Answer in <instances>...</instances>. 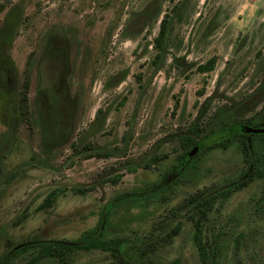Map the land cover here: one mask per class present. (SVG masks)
I'll return each instance as SVG.
<instances>
[{
  "label": "rangeland",
  "instance_id": "1",
  "mask_svg": "<svg viewBox=\"0 0 264 264\" xmlns=\"http://www.w3.org/2000/svg\"><path fill=\"white\" fill-rule=\"evenodd\" d=\"M147 1L0 0L5 3L0 22L11 5L21 8L7 48L14 74L5 85L13 101L16 84L29 70V104L38 98L47 106L51 126L47 124L45 132L53 137L47 141L51 148L44 150L29 118L13 124L15 132L0 161V253L23 239L78 237L99 223L102 207L114 195L143 189L144 196L114 207L108 235L141 234L165 218L166 227L178 223L179 229L155 250L158 264H199L188 212L166 213L188 192L236 178L245 166L237 142L206 147L197 173L181 175L162 194L149 187L158 184L176 154L177 140L167 135L185 127L198 110L208 113L227 103L248 115L263 106L264 0H157L158 15L140 29L127 27L131 13ZM179 1L165 62L153 70L152 41L159 20ZM47 34L54 49L66 48L67 63L57 77L60 58L51 51L43 67L46 78L41 75L44 88L39 90L37 70L29 61L41 54ZM173 54L184 57L182 64L172 61ZM212 56L210 69H197ZM118 71L125 76L106 83ZM60 80L67 99L74 101L69 110L61 95L51 106ZM4 129L0 121V133ZM86 143L98 153L86 154ZM149 153L160 157L147 165L143 162ZM124 159L138 164L129 169L120 165ZM52 189L57 191L52 202L39 206ZM212 231L219 239L238 238L218 264H264V178L256 176L225 199L218 198L201 238ZM31 253L30 247L8 264H25ZM68 256L61 264H107L112 257L101 248L78 249ZM38 264L59 263L43 257Z\"/></svg>",
  "mask_w": 264,
  "mask_h": 264
},
{
  "label": "trees",
  "instance_id": "2",
  "mask_svg": "<svg viewBox=\"0 0 264 264\" xmlns=\"http://www.w3.org/2000/svg\"><path fill=\"white\" fill-rule=\"evenodd\" d=\"M183 1L174 2L168 10L163 12L159 20V28L153 37L152 44L156 51L152 57L154 65L153 70L163 66L167 54V42L173 30V22ZM5 3L0 2V11L4 8ZM159 6L157 0H148L143 7L131 13L128 20V25L131 28L140 29L154 16L159 14ZM21 8L14 4L9 7L6 15L0 22V121L4 124L5 129L0 133V161L4 156L2 151L5 144L11 139L15 129L13 124L16 121L30 119L37 129L38 142L45 149H50L51 146L47 141L52 140V136L48 135L46 126L48 120L45 117L47 106L37 98L29 104L28 84L29 70L25 69L21 80L16 84V98L11 100V92L8 88L9 75L12 76L15 67L13 60L8 54L7 48L11 44L15 35L19 20ZM44 40L42 52L37 58H34L30 66L37 70V88H44L43 67L48 55L53 51L59 55L60 69L57 77L64 74L66 61V48L58 46L53 48L50 38ZM39 57V58H38ZM184 57L172 55V61L178 65L182 64ZM28 62V64H29ZM214 57H209L203 62L197 64V69L205 71L213 66ZM264 70V61L261 65ZM12 73V74H11ZM125 76L124 71H118L112 74L106 83H115ZM15 77V75H14ZM46 78V76H44ZM50 79V78H47ZM264 82V71L261 80ZM58 90L54 92V97L51 106H55L60 95L66 98L67 109L69 110L73 102L67 99V88L63 86L62 80L58 82ZM6 84V85H5ZM29 107H32L30 110ZM67 110V111H68ZM33 112L30 117L29 112ZM101 111V107L96 110V115ZM32 118V119H31ZM68 122V118H67ZM67 122L64 124L68 127ZM55 126L60 125L54 122ZM246 123L253 127L252 131H245L239 127V124ZM63 125V126H64ZM49 126H51L49 124ZM62 126V124L60 125ZM264 104L258 110L253 111L248 115H244L234 104L222 103L211 112L206 113L201 109L193 116L185 127H181L171 136L176 142V154L173 156L170 164L164 169L161 174L162 178L157 182V185L149 189L154 190L152 193L162 194L163 190L171 186V182L178 179L181 175L197 173L198 158L203 150L210 146H228L231 142H237V147L241 152L245 166L241 169L236 178L229 179L225 184L220 185H203L193 191L188 192L176 203L172 204L166 214H177L181 210L188 212L189 218L193 222V237L198 251L199 264H218L219 259L223 258L230 243L238 241V238L225 236L218 238V232H211L210 237L201 238V233L204 221L208 218V213L214 203L220 198L225 199L229 194L249 180L256 176L264 178ZM69 132V130H68ZM69 137V135H68ZM74 145L73 140L68 141ZM198 143L199 149L196 153H191V147ZM85 153L93 155L98 153L95 147L89 143L84 144ZM109 152V151H104ZM154 153H149L146 156L144 164L150 165L155 163L158 158ZM120 165L126 166L129 169L135 168L138 163H132L129 159L120 160ZM171 179V181H169ZM77 188V187H76ZM81 188H79L80 190ZM148 189V190H149ZM144 190L129 191L128 194L114 195L101 209L100 221L96 226L87 228L82 232V235L75 238H28L13 243L0 253V264H8L13 257L20 253L33 248V253L26 259L25 264H38L43 257H52L59 264L66 263L68 255L78 249L101 248L110 251L111 259L107 264H158L156 249L162 244L167 243L172 236L178 231L179 224H171L166 227L169 220L160 218L152 225L151 229L138 234H112L108 235L107 231L111 226L109 217L114 210V207L121 202L135 201L141 196ZM56 190H50L45 199L39 203V206L48 205L52 202L56 195ZM162 196V195H161ZM232 240V241H231Z\"/></svg>",
  "mask_w": 264,
  "mask_h": 264
},
{
  "label": "water",
  "instance_id": "3",
  "mask_svg": "<svg viewBox=\"0 0 264 264\" xmlns=\"http://www.w3.org/2000/svg\"><path fill=\"white\" fill-rule=\"evenodd\" d=\"M239 127L244 129L245 131H252L253 130V127H251L250 125L246 124V123H242V124H239ZM264 130V127L262 128ZM199 144L196 143L194 144L192 147H191V153L194 152L197 148H199Z\"/></svg>",
  "mask_w": 264,
  "mask_h": 264
}]
</instances>
